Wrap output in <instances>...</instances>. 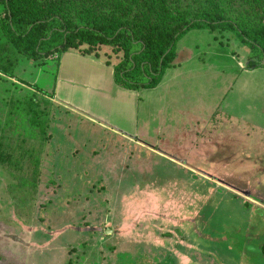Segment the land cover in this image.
<instances>
[{"label":"rangeland","instance_id":"rangeland-1","mask_svg":"<svg viewBox=\"0 0 264 264\" xmlns=\"http://www.w3.org/2000/svg\"><path fill=\"white\" fill-rule=\"evenodd\" d=\"M4 17L0 6V264H264L259 131L215 118L208 155L199 149L192 162L158 135L156 151L120 137L53 96L57 57L19 54ZM223 34L193 29L177 42V61L199 49L214 75L141 89L140 126L149 114L166 133L200 132L202 101L218 105L248 61L247 47Z\"/></svg>","mask_w":264,"mask_h":264},{"label":"trees","instance_id":"trees-1","mask_svg":"<svg viewBox=\"0 0 264 264\" xmlns=\"http://www.w3.org/2000/svg\"><path fill=\"white\" fill-rule=\"evenodd\" d=\"M4 37L27 59L66 51L104 57L122 86L156 87L193 29L230 33L264 67V0H0ZM255 21L254 25H251ZM58 58V56H57Z\"/></svg>","mask_w":264,"mask_h":264},{"label":"crops","instance_id":"crops-1","mask_svg":"<svg viewBox=\"0 0 264 264\" xmlns=\"http://www.w3.org/2000/svg\"><path fill=\"white\" fill-rule=\"evenodd\" d=\"M182 50L184 49L179 51ZM179 51L173 65L165 71L156 87L139 89L119 84L111 65L100 61L93 55L75 51L57 54L58 65L53 96L74 114L95 123L98 127L118 133L120 137L135 138L138 141L136 143L147 144L153 151L159 145L155 140L158 135L159 140L163 141L168 148L180 152H192L190 162L198 156L196 151L199 149L206 150V156L208 155V148L214 143L213 133L215 129H218L221 117L228 122L236 121L241 123V126H249L264 136V67L248 68V61L238 62V69H236L238 73L228 85L226 95L222 96L218 105H214V102H210L209 99L202 101L203 106L200 107V111H207L204 115L205 122L199 125L203 128L201 127L200 132L196 130V133L191 135L192 138H182L175 131L172 134L166 133L163 130L164 123V126H161V123L154 126V123H151L154 119L149 114L143 117L142 126H140L141 114L138 108L144 99L141 89L157 91L162 85L178 84L176 88L178 90L179 86L184 88L185 81L196 80L200 74L201 77L206 76V80L213 77L214 71L213 75L209 76L208 69L205 68L207 63L202 61L199 49H192L189 53H193L177 61ZM233 59L236 60L235 57ZM194 61L201 64V67L198 65L195 70L188 68V64ZM174 89L168 88L165 93L173 94ZM161 103L165 104L164 99ZM210 108L212 111L209 113ZM200 113L199 109H196L190 114L194 117ZM215 118L219 119L217 127H215ZM260 142L264 143V139L260 138ZM262 159L264 160V156Z\"/></svg>","mask_w":264,"mask_h":264},{"label":"built area","instance_id":"built-area-1","mask_svg":"<svg viewBox=\"0 0 264 264\" xmlns=\"http://www.w3.org/2000/svg\"><path fill=\"white\" fill-rule=\"evenodd\" d=\"M57 57V56H56Z\"/></svg>","mask_w":264,"mask_h":264}]
</instances>
